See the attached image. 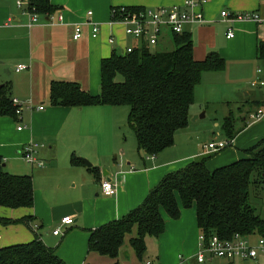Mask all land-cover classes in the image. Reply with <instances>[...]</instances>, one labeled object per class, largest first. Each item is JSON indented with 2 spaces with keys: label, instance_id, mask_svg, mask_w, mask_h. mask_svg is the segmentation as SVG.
Listing matches in <instances>:
<instances>
[{
  "label": "crops",
  "instance_id": "crops-1",
  "mask_svg": "<svg viewBox=\"0 0 264 264\" xmlns=\"http://www.w3.org/2000/svg\"><path fill=\"white\" fill-rule=\"evenodd\" d=\"M183 1L50 0L57 8L56 13L63 15V23L51 24L47 16L39 15L38 21L29 26L28 15L17 6V0H0V83L10 82L11 97L23 103L17 119L0 116V156L4 166L6 159L18 156L25 143L39 144L41 146L37 155L44 166L31 167L45 169L39 175L50 183V175L63 161L58 159V149L63 147V157L64 154L67 157L61 168L66 174V184H56L51 195L46 193L43 196V188L35 189L33 182L34 205L31 209H0L1 216L20 218L30 215L33 219L32 229L24 223L0 224V247L31 241L36 233L41 240L42 234H45L50 245L48 247L53 248L66 264H144L145 261H151L152 264H177L179 255L186 258L185 264H199L193 258L199 245L194 207L182 208L178 219L163 214L164 231L157 237H145L144 263L143 259L137 258L126 237L116 259L89 251L88 239L94 229L121 218L139 205L166 174L201 156L204 145H198V149L185 147V150L178 151L180 147L174 141L172 146L159 154L146 155L137 150L135 136L134 140L130 135L126 137L120 134L127 115L125 120V116L122 118L117 113L119 106L69 107L52 105L49 101L52 81L77 82L82 89L97 94V84L92 85V80L96 77L100 83V60L109 56L114 49L122 52L121 45L126 42L137 43L125 37L120 27L111 29L108 25L112 5L156 7L181 4ZM224 9L230 13L256 11L264 15V0H207L202 7L205 21L184 26V31L191 34L193 57L196 60L204 59L213 51L225 61L223 71L205 72L202 75L190 107V117H194L192 120L202 115L200 111L204 103L213 95H209L208 91L202 96L204 88H208L212 80L226 72L230 62L241 60L242 63L255 66L251 80L237 78L236 83H230L234 90H240V96L232 103L245 106L247 110L264 103V83L261 84V81L264 82V69L257 67L259 62L264 61L257 55V41L264 40V24L251 20L230 21L220 14ZM87 11L92 12V21L101 24L102 32L94 38L85 25L82 37L74 39L73 23L84 21ZM212 23H219L223 27L224 43L217 42L216 25ZM233 26L236 30H233ZM228 30L233 31V37H226ZM112 32L118 40L116 47L106 42ZM161 44L160 39L153 49ZM20 64L25 65V68L16 70ZM224 103L227 106L223 109L224 113L229 112L230 100ZM39 105H43V109H38ZM248 111L245 119H242L247 125L232 140L233 144L221 150L222 153H215L214 159L206 161L209 170L245 156L244 150L264 137V118L250 122ZM19 124L23 125L21 130L17 129ZM98 124L108 127L110 134L106 141L94 139V129L98 128ZM72 156L77 160L71 161ZM113 177L118 182L117 193L110 196L103 194L100 181ZM64 216H71L73 223L62 224ZM57 227L61 233L54 235L52 231ZM42 229L45 231L40 233ZM132 234L135 235V232ZM215 259L204 264H264L263 257L257 261Z\"/></svg>",
  "mask_w": 264,
  "mask_h": 264
},
{
  "label": "trees",
  "instance_id": "trees-1",
  "mask_svg": "<svg viewBox=\"0 0 264 264\" xmlns=\"http://www.w3.org/2000/svg\"><path fill=\"white\" fill-rule=\"evenodd\" d=\"M24 1L27 8L38 15L51 16L57 11L50 0ZM125 7L129 11L144 8ZM170 35L173 45L170 50L150 49L142 42L136 43L131 52L114 49L103 57L100 89L96 95L82 89L77 82L52 81L50 103L69 107L127 105L126 123L134 133L137 150L146 155L159 154L174 144L176 132L187 125L194 91L202 75L225 68L224 59L213 51L204 59L196 60L189 32L183 30ZM257 55L264 60L263 39L257 41ZM12 99L10 82L0 83V116L17 119V107ZM234 123L228 115L224 117L222 127L228 141L247 125L235 129ZM215 153H203L184 167L166 174L139 205L90 232L88 250L116 259L128 236L129 246L142 260L146 251L145 237H157L165 229L163 214L178 219L182 208L191 207L195 209L199 233L206 238L212 234L223 239L234 234L248 238L264 236L261 208L250 201L251 194L258 197L264 189V137L244 150L245 156L209 170L206 161ZM75 160L72 156L71 161ZM33 205L32 176L8 172L0 156V207L31 209ZM32 220L30 215L20 218L0 215L2 225L20 222L32 229ZM0 264L66 263L35 233L31 241L0 247Z\"/></svg>",
  "mask_w": 264,
  "mask_h": 264
},
{
  "label": "built area",
  "instance_id": "built-area-1",
  "mask_svg": "<svg viewBox=\"0 0 264 264\" xmlns=\"http://www.w3.org/2000/svg\"><path fill=\"white\" fill-rule=\"evenodd\" d=\"M207 0H184L181 4H174L169 6H156V7H144L140 11H129L125 6H113L110 8V18L108 25L111 29L114 27H120L127 38H131L137 41L138 44L144 42V44L153 49L159 42V40L168 33H181L184 30V26L188 23H202L205 21L203 16L202 7ZM17 6L23 9V12L28 15V25L31 26L39 19V15L35 11H31L27 8L24 0H17ZM91 11H87V18L82 22L73 23V35L74 39H79L83 35V27L87 25L92 37H97L102 32V26L98 22L91 20ZM221 16L233 21L239 20H251L259 24H264V15L259 14L256 11H252L247 14H239L230 16L223 10ZM47 20L53 23H63V15L61 13H55L51 16H47ZM232 30H228L226 37H233ZM106 42L112 47L118 45V40L114 32L107 36ZM135 47V44H128L127 42L121 45L122 53L131 52ZM25 65H18L16 70L24 69ZM264 82L261 81V84ZM255 84V81L253 82ZM13 105L17 108L15 113L17 117L21 113L23 103L16 98L12 99ZM30 107V105H28ZM38 109H43V105H39ZM247 118L250 122H255L264 118V103L260 106L254 107ZM23 128L22 124L17 126L18 130ZM232 141H210L203 146V153H214L230 146ZM41 145L28 142L25 143L20 149L19 153L21 157L30 165L36 167H43L44 162L37 155V150ZM118 182L116 177L103 178L100 181V189L105 195H115L117 193ZM61 223L64 225H70L73 223L71 216H64L61 219ZM54 235L60 234V228L57 227L52 231ZM199 245L193 258L199 264L211 262L215 258H222L226 260H253L257 261L259 258H264V236H255L254 238H248L239 234H234L229 239H223L217 234H212L208 238L203 233H199ZM186 258L179 255V261L177 264H185ZM144 264H152L151 261H145Z\"/></svg>",
  "mask_w": 264,
  "mask_h": 264
},
{
  "label": "rangeland",
  "instance_id": "rangeland-1",
  "mask_svg": "<svg viewBox=\"0 0 264 264\" xmlns=\"http://www.w3.org/2000/svg\"><path fill=\"white\" fill-rule=\"evenodd\" d=\"M112 6H124V5H112ZM228 15H239V14H247L250 13L251 11H240L237 13H230L227 9H224ZM110 11V9H109ZM238 21L239 19H235L234 21ZM241 21V20H240ZM243 22L249 21V20H242ZM51 24H55L53 22H50ZM212 25H216L214 27L215 33L218 37L217 42L219 44L224 43L223 38H224V31L223 27H221L219 23L215 24L212 23ZM233 30L235 29V26H233ZM171 35L170 34H165L161 38V46L158 47V49L161 50H170L173 48L172 42H171ZM209 53V52H208ZM207 53V54H208ZM243 61H235V62H230L227 66V71L222 73L221 76H218V79L212 80L211 84L208 86V88H204L203 90V95L206 94V92L209 91V95H211L208 98V101L204 103L202 110L200 113H204V115H201L199 118L192 120L193 116L189 117V120L187 122V125L181 129H179L176 134L174 141L175 143H178L179 149L178 151L185 150V147H195L198 149V145L203 146L204 144L208 143L209 141H212L213 139L217 141H228V137L226 133L223 130L222 124L225 116H229V118L233 119L234 127L237 129L242 124L244 125L245 123L243 122L242 119H245L246 116V111L252 110L253 107H249L250 109L247 110V107L245 106H237L232 101L236 100L238 96H240V90L235 89L231 87L230 83L235 82L237 78H240L245 80L246 78H249L251 80V76L254 75L255 73V66L250 65L247 63H242ZM246 62V61H245ZM263 63V64H262ZM257 67H261L264 69V61L261 63L259 62ZM253 74V75H252ZM221 77V78H220ZM239 81V80H238ZM99 80L96 81V77L92 80V85L97 84L98 90L100 89L99 85ZM236 83V82H235ZM99 93V92H98ZM97 93V94H98ZM96 95V94H93ZM215 96V97H214ZM216 100L215 103L213 101ZM230 100L231 103H229V112L227 111L224 113L223 109H225L227 106H225V101ZM118 114L126 120V115L128 114V106L127 105H121L117 108ZM199 113V114H200ZM245 121V120H244ZM16 124H18L16 122ZM110 134L108 127L106 125H101L98 124V128L94 129V139L96 141H106L108 138V135ZM120 134H125L126 137L130 135L134 139V133L132 130L129 129V127L125 123H123ZM214 136V137H213ZM135 140V139H134ZM233 144V143H232ZM228 147V146H227ZM61 148V147H60ZM226 148V147H225ZM224 148V149H225ZM63 147L59 150L58 149V159L63 161H60L59 168L50 175V183L46 181V179L42 178L39 174L40 171H44L45 169H37V168H32L22 157L21 154L19 153L16 158H9L6 159V170L10 173L13 174H30L32 175L33 182L35 185V189L38 188H43L41 190V193L43 196L46 195H51L52 192H54V188L56 184H66V174L65 172L61 169L63 168V163L67 160L66 155L64 154L65 157H63ZM173 149V148H172ZM222 153L221 151H219ZM218 154V153H216ZM216 154L209 155L207 161L209 159H214L213 157L216 156ZM59 163V162H58ZM260 191V189H258ZM40 200V198H39ZM250 201L255 205L261 208V214L264 216V189L261 191V194L256 197L253 194L250 195ZM59 203H62L59 201ZM2 209V207H0ZM19 214V213H18ZM14 224H21L20 222L14 223ZM42 232L45 231V229L40 230ZM45 234H42V240L44 237L43 242L45 243L46 246H50L48 243L47 238L44 236ZM126 239H129V237H126ZM127 248L126 246H124ZM51 248V247H50ZM53 249V248H52ZM56 253V252H55ZM144 258L142 262L144 263ZM216 261L219 260V258L215 259ZM138 261V260H137ZM139 263V262H138Z\"/></svg>",
  "mask_w": 264,
  "mask_h": 264
},
{
  "label": "water",
  "instance_id": "water-1",
  "mask_svg": "<svg viewBox=\"0 0 264 264\" xmlns=\"http://www.w3.org/2000/svg\"><path fill=\"white\" fill-rule=\"evenodd\" d=\"M202 115H204V114L202 113ZM200 116H201V115H200ZM193 118H194V117H193ZM193 118H192V119H193Z\"/></svg>",
  "mask_w": 264,
  "mask_h": 264
}]
</instances>
